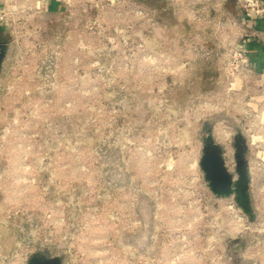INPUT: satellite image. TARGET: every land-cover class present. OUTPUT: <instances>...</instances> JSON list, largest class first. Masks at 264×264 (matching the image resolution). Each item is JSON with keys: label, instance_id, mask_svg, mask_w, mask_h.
<instances>
[{"label": "rangeland", "instance_id": "374dc122", "mask_svg": "<svg viewBox=\"0 0 264 264\" xmlns=\"http://www.w3.org/2000/svg\"><path fill=\"white\" fill-rule=\"evenodd\" d=\"M152 8L153 30L142 20L117 31L125 15L58 12L10 33L0 264H28L39 251L62 264H214L203 138L208 126L222 142L225 127L233 156L235 136L248 142L245 116L219 93L226 82L213 64H180V19ZM258 155L248 148V159ZM250 166L261 206L264 179ZM238 219L234 211V264H260L264 224Z\"/></svg>", "mask_w": 264, "mask_h": 264}, {"label": "built area", "instance_id": "2783aa9c", "mask_svg": "<svg viewBox=\"0 0 264 264\" xmlns=\"http://www.w3.org/2000/svg\"><path fill=\"white\" fill-rule=\"evenodd\" d=\"M51 1L0 0V24L7 26L13 34L19 21L45 18L49 14ZM55 1L66 5L67 12L79 18L112 14L120 20V16L125 15V19L128 16L125 26L117 22L115 28L120 32L125 31V28H130L127 30L131 31L136 22L142 20L150 24L151 28L153 24L157 25L153 10L142 0ZM234 1L239 5V13L227 7L229 0H167L173 13L180 19V27L187 28L184 33L180 32V64H213L217 68L221 80L226 82L219 93L227 100L237 99L239 103L233 107H240L245 116L243 120L248 133V148L261 149L262 155L248 159L249 170L251 174L254 172L250 163L260 165L261 178L264 179V82H257L259 75L247 61L245 53L246 40L251 37L264 40V30L251 27L248 23V20L257 22L264 19V0ZM262 206L263 209L259 210L262 214L259 216L258 213V218L251 221L243 209L233 203L232 219L235 211L236 216L245 220L248 225H255L257 222L258 225L264 224V205ZM262 252L260 264H264V241Z\"/></svg>", "mask_w": 264, "mask_h": 264}, {"label": "flooded vegetation", "instance_id": "af4514ba", "mask_svg": "<svg viewBox=\"0 0 264 264\" xmlns=\"http://www.w3.org/2000/svg\"><path fill=\"white\" fill-rule=\"evenodd\" d=\"M2 53L0 54V67L2 60ZM210 127L207 126V133ZM213 134V133H212ZM205 135V136H206ZM205 136L203 138V149L206 146ZM214 137V135H213ZM215 144H210V147H218L222 155V163L226 171L231 175L232 180L236 181L239 178V171L241 167V161H244L245 166L248 170V176L250 181V193H251V202L255 212V219L258 218L259 210L263 209L257 202L255 193L253 190L252 175L249 170L248 162V145L245 139L241 134L235 136L232 145L234 147L233 156L232 152L229 154V151L224 146L222 142H218L214 137ZM223 143V144H221ZM201 159V158H200ZM231 162V163H230ZM213 178L217 179V173H213ZM222 184L221 181H215V185L219 187ZM211 205L208 214V224H205L209 227L208 231L204 229V233L208 240V247L211 251V259L214 264H234V242H233V219H232V204L239 206L236 202V194L223 195L220 194L217 190L209 187ZM205 237V238H206ZM244 240L241 242V248L244 247ZM63 257L50 254L46 251L36 252L28 260V264H62Z\"/></svg>", "mask_w": 264, "mask_h": 264}, {"label": "water", "instance_id": "95a60500", "mask_svg": "<svg viewBox=\"0 0 264 264\" xmlns=\"http://www.w3.org/2000/svg\"><path fill=\"white\" fill-rule=\"evenodd\" d=\"M205 142L206 146L203 149L200 166L204 171V177L208 186L223 195H229L232 193L236 194V202L250 217V220L253 221L255 219V212L251 202L248 170L244 161H241L239 178L234 181L223 166L222 155L218 147H210V144H215L211 128L208 129V134L205 136ZM214 172L217 173V179L213 178ZM217 180L222 182L219 187L215 185V181Z\"/></svg>", "mask_w": 264, "mask_h": 264}, {"label": "crops", "instance_id": "0c3cea01", "mask_svg": "<svg viewBox=\"0 0 264 264\" xmlns=\"http://www.w3.org/2000/svg\"><path fill=\"white\" fill-rule=\"evenodd\" d=\"M144 4L150 8V10H153L155 7L158 9L159 13H167V11H172L170 6L168 5L167 0H142ZM227 7L239 13V5L234 0H229ZM49 14L53 15L58 12H67V6L57 2L55 0H52L49 5ZM248 23L251 27H258L262 30H264V19L252 22L248 20ZM187 30L185 26L180 27V32L183 33ZM9 36L10 31L7 26L0 24V54L3 53L4 50L10 45L9 43ZM264 39V35L262 36ZM245 53H246V59L248 62H250L256 69L259 77L257 78L258 83L264 82V40L258 37H251L248 40H246L245 43ZM3 63V60H1V64Z\"/></svg>", "mask_w": 264, "mask_h": 264}, {"label": "bare ground", "instance_id": "6f19581e", "mask_svg": "<svg viewBox=\"0 0 264 264\" xmlns=\"http://www.w3.org/2000/svg\"><path fill=\"white\" fill-rule=\"evenodd\" d=\"M221 127L223 128V126H221ZM224 128H225V127H224ZM224 128H223V129L220 128V129L218 130V137H219V139L222 140V141H224V140L226 139V137H228V135H229V133H230L229 131L224 130ZM228 151H229V154H231L232 151H231L230 148H228ZM194 162H195V161H194ZM260 191H261V190H260ZM260 198H261V196H260ZM238 220H239V219H238ZM236 222H237V221H236ZM234 223H235V222H234ZM237 224H239V222H238ZM237 224H236V225H237ZM239 225H240V224H239ZM239 225H238V226H239ZM237 228H238V227H237Z\"/></svg>", "mask_w": 264, "mask_h": 264}]
</instances>
